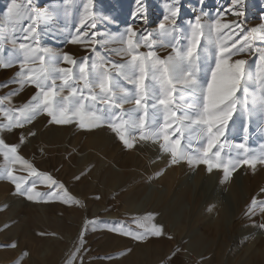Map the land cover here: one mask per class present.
Masks as SVG:
<instances>
[{
  "label": "rangeland",
  "instance_id": "374dc122",
  "mask_svg": "<svg viewBox=\"0 0 264 264\" xmlns=\"http://www.w3.org/2000/svg\"><path fill=\"white\" fill-rule=\"evenodd\" d=\"M12 2L0 0V59L12 65L0 68V109L4 110L0 125L5 126L4 112L15 114L12 110L37 93L34 86L21 88L14 82L23 59L20 43L50 49L59 58L69 54L77 62L86 58L89 63L99 62L102 57L110 67L127 59L118 52L129 27L137 33L134 39L141 41L138 51L145 53L149 49L142 37L151 34V39L160 40L158 25L167 23L164 17L171 9L179 10L174 36L187 34L197 18L206 24L216 19L240 24L232 38L225 35L229 29L213 32L218 44L230 45L254 28L264 29V0H93L88 19L87 0H17L21 15L10 23ZM235 11L243 15H234ZM29 25L36 29L35 42L24 40ZM75 38L79 42L71 43ZM169 41L171 36L164 43ZM202 43L204 80L214 67L216 47ZM248 43L251 47L231 60H245L247 73L264 71L259 60L264 34L257 32ZM154 50L161 58L171 52L160 44ZM121 84L132 87L122 80ZM247 86L259 89V81L249 80ZM50 119L41 113L23 127L0 130V139L17 146L22 160L42 174L31 176L20 162L10 164L6 150L0 149V170L11 167L22 189L35 184V192L41 193L28 200L16 194L6 175H0V264H259L264 256V229L259 227L264 212L259 207L254 213L249 209L253 198L264 203V164H257L255 170L240 166L222 182L223 172H209L204 164H172L170 154L160 147L162 141L140 140L138 132L135 146L129 149L107 125L84 130L76 122L56 124ZM224 141L223 158H236L238 150L231 145L239 143L246 144L248 155L264 153V118L235 113L221 138ZM192 143L197 145L195 139ZM45 175L63 184L68 201L61 190L47 187ZM102 180L107 186L101 188ZM182 180L186 185H180ZM88 182L92 188L84 190ZM53 190L56 198L49 199ZM153 225L162 227L163 234L145 232ZM129 232L146 238L133 239Z\"/></svg>",
  "mask_w": 264,
  "mask_h": 264
},
{
  "label": "snow or ice",
  "instance_id": "6c2138e0",
  "mask_svg": "<svg viewBox=\"0 0 264 264\" xmlns=\"http://www.w3.org/2000/svg\"><path fill=\"white\" fill-rule=\"evenodd\" d=\"M240 2L233 0V3ZM92 3L93 0H87L85 19L92 16ZM21 8L22 5L13 0L8 9L10 23L20 17ZM178 11L171 9L170 15L164 17L167 23L158 25L160 40L151 39V34L142 37L144 45L149 49L145 53L138 51L141 41L134 39L137 33L129 27L125 39L121 41L124 47L118 52L127 59L124 63H111L110 67L102 57L99 62L89 63L87 58L77 62L69 54L59 58L50 49L20 43L19 50L23 53V59L19 62V79L14 82L19 83L21 88L25 85L34 86L37 93L28 103L12 110L15 114L5 111L8 123L6 126L0 125V130L5 127L9 131L23 127L44 113L51 118L50 123L76 122L84 130L107 125L129 149L135 146L138 132L140 140L162 141L160 147L163 152L170 154L172 164L181 161L189 165L204 164L209 172L213 169L222 171V182H226L240 166L247 165L255 170L257 164H264V153L248 155L249 148L245 143L231 145L238 150L236 158L231 155L223 158L226 141L221 142L235 113H245L249 117L255 114L264 118V71L247 73L245 60H231L233 55L245 51L246 46L250 48V38L257 32L264 34V29L254 28L240 40L233 39L230 45L218 44L213 32L220 33L223 29H229L225 35L232 38L236 34L235 29L241 27L240 24L221 23L220 19L206 24L197 18L187 34L174 36L172 34L175 32ZM233 14L242 16L243 12L235 11ZM91 26L95 27V23ZM27 32L24 40L33 39L35 42V27L29 25ZM170 36L171 41L165 44L164 41ZM90 39H95V33ZM70 42L77 43L79 40L75 38ZM202 42L216 47L214 67L209 69L208 78L204 80L200 77L203 70L201 61L205 59ZM157 44L170 47V54L164 58L157 55L154 50ZM238 44L241 46L237 47ZM259 60L264 62V54L259 56ZM60 63L69 67H60ZM10 66L0 59V68ZM121 80L132 87L122 85ZM249 80H258L259 89L248 88ZM129 104L133 107L125 109V105ZM24 139L21 136L20 142L23 143ZM193 139L197 145L192 143ZM184 140L188 141L186 147L182 145ZM0 149L6 150L4 157L10 164L20 162L30 169L29 175H42L22 160L17 146H9L0 139ZM0 175H6L12 181L16 194L26 196L28 200L41 197V193L35 192V184L22 189L11 167L0 170ZM43 179L47 181L49 189L61 190L65 201L70 199L63 184H58L51 176L45 175ZM47 196L49 199L56 198V191H50ZM257 207L264 212V203L258 204L256 198H253L249 212L254 213ZM259 227L264 229V223ZM145 232L160 236L163 229L153 225L150 229L146 228ZM126 234L140 241L146 238L145 235H134L131 232Z\"/></svg>",
  "mask_w": 264,
  "mask_h": 264
},
{
  "label": "bare ground",
  "instance_id": "6f19581e",
  "mask_svg": "<svg viewBox=\"0 0 264 264\" xmlns=\"http://www.w3.org/2000/svg\"><path fill=\"white\" fill-rule=\"evenodd\" d=\"M101 144H103L102 142H101ZM103 147H105V146H103ZM107 148V147H106ZM107 152H109V151H107ZM106 152V153H107ZM105 153V154H106ZM90 176V175H89ZM88 176V177H89ZM252 176H253V178H254V173H252ZM106 178V177H105ZM215 178V177H214ZM109 179H107V181H108ZM183 181V182H182ZM181 181V183H180V185H186V182L184 181V180H182ZM96 186V185H95ZM105 186H107V183H106V181L105 180H102V183H100V185H99V187H105ZM178 186V185H177ZM195 187H197V186H195ZM90 188H92V185L88 182V183H86V185H85V189L84 190H89ZM160 188V187H159ZM184 190V189H183ZM135 192V191H134ZM212 192V191H211ZM215 193V192H214ZM216 194H217V192H216ZM218 195V194H217ZM217 197V196H216ZM218 201V200H217ZM219 202V201H218ZM222 202V201H221ZM223 203V202H222ZM223 204H225V203H223ZM258 233V232H257ZM259 235V234H258ZM162 244H164V243H162ZM257 251V250H256ZM260 261H259V264H264V256L263 257H260V259H259ZM51 263H54V260H52L51 261Z\"/></svg>",
  "mask_w": 264,
  "mask_h": 264
}]
</instances>
